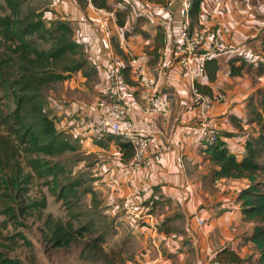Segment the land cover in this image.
<instances>
[{
	"label": "crops",
	"instance_id": "1",
	"mask_svg": "<svg viewBox=\"0 0 264 264\" xmlns=\"http://www.w3.org/2000/svg\"><path fill=\"white\" fill-rule=\"evenodd\" d=\"M47 1L49 6L41 10L51 20L69 25L94 73V82L82 70L71 74L59 94L48 95L47 109L56 130L69 139L65 150L77 154L61 161L64 170L71 168L66 186L72 191L63 200L70 207L79 201V208L92 212L96 234L102 236L101 258L107 261V253L117 251V264H210L216 251L227 246L246 260L244 264H257V253L245 240L254 223L242 220L237 201L248 180L215 179L206 150L179 131L194 119L196 109L188 76L177 63L158 75L157 88L170 100L168 111L148 116L135 110L132 115L151 135L155 160L148 168H129L131 156H122L121 141L92 134L107 56L111 50L118 55L126 81L139 97L129 54L145 55L140 66L156 74L165 44L176 46L175 9L161 16L172 30L166 34L158 15H149L154 2L107 0L109 10L125 17L124 26L114 20L103 31L94 23V7L88 0ZM197 21L209 26L221 23L222 47L209 55L219 67L216 78L210 82L205 74L197 83L211 90L209 117L220 141L229 154L240 158L244 143L256 136L255 125L247 122V100L264 89V0H201ZM232 66L241 69L240 75H230ZM66 161L71 166H65ZM86 184L85 197H75Z\"/></svg>",
	"mask_w": 264,
	"mask_h": 264
},
{
	"label": "trees",
	"instance_id": "2",
	"mask_svg": "<svg viewBox=\"0 0 264 264\" xmlns=\"http://www.w3.org/2000/svg\"><path fill=\"white\" fill-rule=\"evenodd\" d=\"M28 0H0V264H23L9 256L21 242L28 248L32 243L25 230V219L32 214L40 217L47 208L46 196L31 195L36 181L51 186L55 195L67 198L70 187L60 185L63 168L56 156L64 152V135L56 130L42 98L46 86L66 80L73 72L85 66L80 45L74 42L69 25L61 20L51 23L48 48H39L35 40L47 33L43 11H23ZM163 3L165 0H148ZM95 8L108 9L107 0H90ZM201 0H194L191 9L192 24L197 22ZM124 16L116 13L118 26H124ZM39 33L37 36L36 34ZM264 42V37H263ZM219 67L214 59L205 62V73L210 82L216 78ZM241 69L230 68V75H240ZM125 74V70H124ZM126 77V75H125ZM200 93L211 96L207 86L196 84ZM249 124L255 125L256 136L244 143V154L238 158L229 154L219 141L205 149L213 165L215 179H247L249 184L237 196L242 220L253 222L251 233L245 238L257 253V264H264V89H258L247 100ZM123 157H132L129 144L118 142ZM52 158L53 160L46 159ZM66 187V190H65ZM70 208V202L66 201ZM73 230L70 222L63 223L50 215L43 218V237L52 249L67 248L79 237L90 233V226ZM95 227V226H94ZM102 236L88 238L83 252L92 258L103 256ZM214 260L222 264H244L233 250L225 246L216 251Z\"/></svg>",
	"mask_w": 264,
	"mask_h": 264
},
{
	"label": "built area",
	"instance_id": "3",
	"mask_svg": "<svg viewBox=\"0 0 264 264\" xmlns=\"http://www.w3.org/2000/svg\"><path fill=\"white\" fill-rule=\"evenodd\" d=\"M194 0H165L164 3H152L148 8L149 15L153 13L159 17V23L164 33L172 31L169 23L161 16L168 9L174 8L179 21L174 32L176 34V46L173 48L168 42L160 54L157 73L152 74L140 66L146 61L145 55L129 54V67L132 70L135 83H137L140 95L133 93L126 81L125 66L118 55L111 50L104 66L105 81L96 103V120L92 127L95 138H113L127 143L132 149L129 168L141 165L148 168L155 160V155L150 153L151 135L132 118L135 110L142 114L155 116L165 114L168 111L170 100L161 93L158 88V75L165 68L176 63L184 70L190 81L191 103L196 109L193 120L179 128L180 133L190 141L203 149L214 147L220 141L218 131L212 125L209 113L212 99L200 93L196 84L205 75V62L209 55L222 47V39L219 28L221 23L214 22L212 26L197 21L192 24L191 9ZM90 2V0H88ZM94 7V6H93ZM94 23L103 31H107L108 24L116 20V12L113 10L94 7ZM211 21L212 17L206 18ZM122 44V43H121ZM199 226L203 221L194 216ZM210 264H222L210 260Z\"/></svg>",
	"mask_w": 264,
	"mask_h": 264
},
{
	"label": "rangeland",
	"instance_id": "4",
	"mask_svg": "<svg viewBox=\"0 0 264 264\" xmlns=\"http://www.w3.org/2000/svg\"><path fill=\"white\" fill-rule=\"evenodd\" d=\"M27 4H24L23 11L28 10H36L38 8H43V10L47 9V6H49L48 1L42 2L41 0H28ZM1 6V2H0ZM1 11V8H0ZM48 11H50V7L48 8ZM47 12V11H46ZM43 22L45 24V29L47 30L46 34H43V32H40V35H43V38L41 40H35V44L39 48H48L51 39L49 38L51 34H53L54 29L51 25L53 21L51 20L48 14L43 13ZM58 21V20H57ZM62 21V20H61ZM65 22V21H64ZM37 36L39 33L36 34ZM86 60V57H85ZM86 64L82 69V73H85L89 78L93 79L94 73L91 69H89V66L87 64V61H85ZM75 73V72H73ZM72 73V74H73ZM94 82V79H93ZM90 83V86H94V83ZM64 81L56 82L53 84H50L46 86L43 91V96L41 99L45 101L46 108H47V97L48 95H52V93L59 94L62 90V87L64 86ZM68 143V138L64 136V138L61 137V141ZM71 155H74L72 157H76L77 154L71 153L69 151L62 152L59 151L58 155L56 156L57 164H59L60 167H63L61 164V161L63 159L66 160V157H71ZM79 155V154H78ZM55 161L52 158H46ZM67 166L68 161L65 163ZM68 166H71L70 164ZM70 170L71 168L66 167V170H63V173L60 177V185L66 186V182H70ZM67 171V173H66ZM86 185H83L78 188L75 192V197L82 195L85 197V193L82 192L84 187ZM41 193H43L46 196L47 201V208L42 212V215L40 217H37L36 215L32 214L31 216L27 217L25 219L26 228L22 229L21 231L25 230V233L32 243V247L28 248L25 245H23L21 242H18V247L11 253H9V256L11 257H18L23 264H117L120 260V258L117 255V251H109L107 253V261H104L103 258L95 257L92 258L90 254H88V251L83 252V247L87 241L88 238H94L97 236L95 228L93 225L90 226V233L85 235L84 237H79L78 240L71 244V246L67 248H60V249H52L50 248L49 244L46 242V240L43 237L42 231L44 229L43 226V218L47 215H50L51 217L55 219L61 220L63 223L70 222L72 225L73 230L78 229L82 225H88V222H93L94 224V217H92V212L89 210H86L81 206L79 208L78 202L74 201V203L71 205L70 208L67 207L66 201L63 200L61 197H57L55 195L56 192L51 190V186H45L41 184V181H36L31 189V195L34 197L39 198L41 196ZM81 197V196H80ZM79 197V199H80ZM73 201V200H72ZM82 205L84 206V198L81 200ZM75 211V212H73ZM1 220V217H0ZM111 253H113L115 256L113 258L110 257ZM110 258V259H109ZM114 263H109V262Z\"/></svg>",
	"mask_w": 264,
	"mask_h": 264
}]
</instances>
